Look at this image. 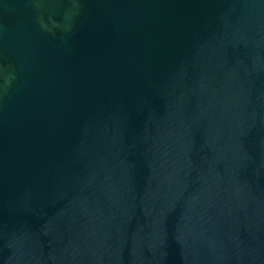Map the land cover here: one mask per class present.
<instances>
[{"label": "water", "instance_id": "water-1", "mask_svg": "<svg viewBox=\"0 0 264 264\" xmlns=\"http://www.w3.org/2000/svg\"><path fill=\"white\" fill-rule=\"evenodd\" d=\"M0 264H264V0H0Z\"/></svg>", "mask_w": 264, "mask_h": 264}]
</instances>
